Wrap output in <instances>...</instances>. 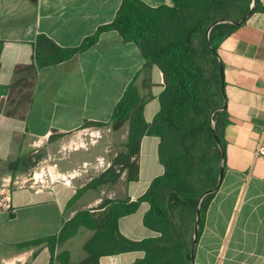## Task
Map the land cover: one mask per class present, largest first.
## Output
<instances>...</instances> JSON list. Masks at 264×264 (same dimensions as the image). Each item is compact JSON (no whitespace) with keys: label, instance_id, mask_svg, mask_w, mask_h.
Wrapping results in <instances>:
<instances>
[{"label":"crops","instance_id":"1","mask_svg":"<svg viewBox=\"0 0 264 264\" xmlns=\"http://www.w3.org/2000/svg\"><path fill=\"white\" fill-rule=\"evenodd\" d=\"M141 1L151 7L171 5V0ZM259 1L263 10L254 12L219 48L229 118L227 167L206 213L195 264H264V157L256 155L264 146V0ZM122 2L0 0V195L2 202L11 199L9 209L0 207V264H63L58 257L66 252L70 263L78 264L95 234L85 227L58 244L54 256L47 242L25 245L58 236L76 214L95 212L106 199L136 201L164 172L159 139L145 136L138 182L121 176L114 185L86 189L112 165L117 156L110 153L121 135L127 150L130 117L115 123L112 116L129 86L137 88L148 123L160 110L163 73L144 58L137 44L106 30L63 63L38 68L35 62L39 36L61 48H79L115 21ZM11 94L16 102L6 109ZM96 130L102 133L98 144L73 149ZM49 158L62 172H80L72 187L57 184L37 193L12 184ZM144 175L148 185L142 191ZM106 190L110 194L105 199ZM148 210L143 203L135 214L121 218L120 233L132 241L155 237L143 223ZM142 255L103 257L100 264H134Z\"/></svg>","mask_w":264,"mask_h":264},{"label":"trees","instance_id":"2","mask_svg":"<svg viewBox=\"0 0 264 264\" xmlns=\"http://www.w3.org/2000/svg\"><path fill=\"white\" fill-rule=\"evenodd\" d=\"M252 3L253 0H171V5L151 7L141 0H123L115 21L79 48H61L44 35L38 37L35 45L38 68L63 63L90 47L102 31L115 30L126 42L137 44L144 58L163 73L160 110L149 123L144 118L137 88L131 84L126 90L112 120L121 123L130 117L127 150L86 189L114 185L126 170L128 182H138V159L145 136L159 139L158 158L164 172L136 201L107 199L95 212L84 210L76 214L58 236L25 246L47 242L54 256L58 244L85 227L95 234L84 246L87 256L78 264H100L103 257L128 252L143 253L134 264H192L199 198L217 186L221 164L225 171L227 167L225 130L229 118L226 110L219 111L225 103L219 48L239 27L230 23L214 27L209 37L213 49L208 44L207 31L217 20H242ZM262 10L256 0L254 12ZM1 71L0 62V75ZM15 102L11 94L6 109ZM213 123L222 149L215 139ZM214 197L215 194L207 196L201 204L199 239ZM143 203L149 205L144 226L157 235L132 241L120 233L119 220L135 214ZM58 259L71 264L67 252Z\"/></svg>","mask_w":264,"mask_h":264},{"label":"built area","instance_id":"3","mask_svg":"<svg viewBox=\"0 0 264 264\" xmlns=\"http://www.w3.org/2000/svg\"><path fill=\"white\" fill-rule=\"evenodd\" d=\"M100 133V132H99ZM97 131L91 132L86 137L87 141H81L74 146L73 149H87L90 146H94L99 142L100 134ZM257 157H264V146H260L256 152ZM79 175L78 171L62 172L57 163L53 162L50 158L41 164L33 174L22 179H16L13 181V185L19 189H33L37 193L44 192L53 188L57 184H63L68 187H72V181ZM11 183V180H8ZM11 199L2 202L1 207L10 208L9 201Z\"/></svg>","mask_w":264,"mask_h":264},{"label":"water","instance_id":"4","mask_svg":"<svg viewBox=\"0 0 264 264\" xmlns=\"http://www.w3.org/2000/svg\"><path fill=\"white\" fill-rule=\"evenodd\" d=\"M255 1L256 0H253V3H252V6H251V10L249 11V13L240 21H233V20H217L216 22H214L209 28H208V31H207V40H208V44L209 46L212 48L211 46V43H210V40H209V37H210V33L212 31V29L220 24H224V23H230V24H233L235 26H238L240 27L241 25H243L247 20L248 18L254 13L255 11ZM213 49V48H212ZM220 73H221V76H222V79H224V67L222 65V63H220ZM222 91L223 93L225 94V85L223 84L222 85ZM225 96V95H224ZM226 110V103H224V105L219 109V111H224ZM213 133H214V136H215V139L217 140V143L219 145V147L222 149V146H221V141H220V138H219V135L215 129V123H213ZM224 175H225V167H224V164L222 163L221 164V167H220V174H219V179H218V183H217V186L213 189H210L206 192H204L201 197L199 198V201H198V207H197V218H196V224H195V227H194V233H193V243H192V247H191V259H192V264H195V253H196V248H197V245H198V241H199V237H198V232H199V228H200V224H201V204L203 202V200L209 196V195H212V194H215L221 187L222 183H223V179H224Z\"/></svg>","mask_w":264,"mask_h":264},{"label":"rangeland","instance_id":"5","mask_svg":"<svg viewBox=\"0 0 264 264\" xmlns=\"http://www.w3.org/2000/svg\"><path fill=\"white\" fill-rule=\"evenodd\" d=\"M97 131V130H96ZM98 133H99V131H97ZM100 134V138L98 139V140H100L101 138H102V133L100 132L99 133ZM125 136H123V135H121L119 138H117L116 140H115V142H114V146H115V150L113 149L112 150V153H110V157L112 156V158L116 155V156H118V155H120L121 153H123V152H126V149H125V145H124V143H123V141H124V138ZM88 139H89V137H88ZM125 142V141H124ZM98 144V143H97ZM96 145V144H95ZM74 148V147H73ZM65 153V152H64ZM115 160V157L112 159V161H114ZM112 164H113V162H112ZM80 173V172H79ZM122 177L123 178H127L128 177V171L126 170V171H124V172H122ZM147 177L148 176H146V175H144L143 176V178H142V187L144 188L142 191H144L146 188H147ZM110 188V187H109ZM108 188V189H109ZM106 194V195H105ZM110 194V190H106V193H103V195H102V197H104L105 199H106V197L108 196ZM107 200V199H106ZM2 201H3V197L0 195V204H2ZM0 207H1V205H0Z\"/></svg>","mask_w":264,"mask_h":264}]
</instances>
